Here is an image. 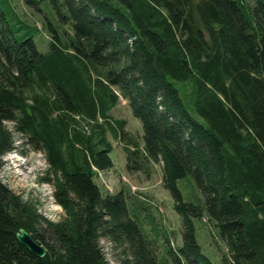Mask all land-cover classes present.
<instances>
[{
    "label": "trees",
    "instance_id": "trees-1",
    "mask_svg": "<svg viewBox=\"0 0 264 264\" xmlns=\"http://www.w3.org/2000/svg\"><path fill=\"white\" fill-rule=\"evenodd\" d=\"M48 1L71 33L48 21L45 52L0 9V166L13 133L42 150L63 213L42 217L0 181V264H110L100 236L123 248L119 264H166L128 195L104 196L93 181L112 166L108 134L127 170L161 164L182 224L181 245L166 250L176 264H264V0ZM116 91L141 143L110 114ZM203 218L226 246L219 261L197 241ZM20 227L43 257L17 240Z\"/></svg>",
    "mask_w": 264,
    "mask_h": 264
},
{
    "label": "rangeland",
    "instance_id": "rangeland-1",
    "mask_svg": "<svg viewBox=\"0 0 264 264\" xmlns=\"http://www.w3.org/2000/svg\"><path fill=\"white\" fill-rule=\"evenodd\" d=\"M199 1L193 0V3ZM241 1L247 7L254 4V0ZM0 9L16 36L20 39L30 36L41 52L48 49L52 37L46 27L48 21L52 22L60 33L63 30L67 34L71 33L70 25L59 20L56 10L48 0H40L35 6L26 4L24 0H0ZM184 87L189 93V86ZM116 93L118 99L110 114L114 118L124 119L125 130L141 143L143 134L141 122L133 115L128 101L118 91ZM13 134V149L1 157L0 181L34 206L42 217L50 220L59 219L63 209L55 201L52 186L45 179L48 175L43 151L35 149L20 134ZM108 138L112 145L109 153L112 166L108 169H96L93 181L104 196L123 190L128 195L132 213L136 215L145 232L154 239L160 260L166 264H176L172 259L173 255L166 250L167 247L174 250L181 245L182 224L180 216L173 208L172 197L163 186L161 164L155 163L148 173L129 171L126 168L123 143L109 134ZM177 183L185 198L193 197L194 190L188 183V178L179 179ZM207 228L209 226L205 218L196 221L197 241L202 251L212 261H219L221 254L227 250L226 246L219 238L212 236ZM99 244L108 262L119 264V260L124 256L123 248L115 246L105 236H100Z\"/></svg>",
    "mask_w": 264,
    "mask_h": 264
},
{
    "label": "water",
    "instance_id": "water-1",
    "mask_svg": "<svg viewBox=\"0 0 264 264\" xmlns=\"http://www.w3.org/2000/svg\"><path fill=\"white\" fill-rule=\"evenodd\" d=\"M15 237L17 240L27 247L32 253L43 257L46 253L45 247L36 241L33 236L26 231L24 228L20 227L18 231L15 233Z\"/></svg>",
    "mask_w": 264,
    "mask_h": 264
},
{
    "label": "bare ground",
    "instance_id": "bare-ground-1",
    "mask_svg": "<svg viewBox=\"0 0 264 264\" xmlns=\"http://www.w3.org/2000/svg\"><path fill=\"white\" fill-rule=\"evenodd\" d=\"M44 246V245H43ZM46 249V248H45Z\"/></svg>",
    "mask_w": 264,
    "mask_h": 264
}]
</instances>
